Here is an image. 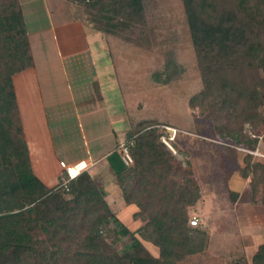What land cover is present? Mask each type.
Returning a JSON list of instances; mask_svg holds the SVG:
<instances>
[{
    "label": "rangeland",
    "instance_id": "1",
    "mask_svg": "<svg viewBox=\"0 0 264 264\" xmlns=\"http://www.w3.org/2000/svg\"><path fill=\"white\" fill-rule=\"evenodd\" d=\"M20 1L32 60L29 69H36L39 75L47 112V121H42L41 116L35 118L32 128L43 138H48L50 132L55 144L53 152H49L50 165H39L40 170L48 171L49 181L42 182L46 188L60 192L59 161L76 163L85 151L104 153L112 147L120 151L122 144L132 146V139L155 127L157 145L168 163L156 167L160 175L155 180L154 173L149 174L146 193L136 186L135 180L124 176L110 179L99 159L89 161L91 164L87 163L81 172V187L95 184L110 212L140 241L138 264H264L263 257L254 259L264 243L263 221L257 216L251 221L248 215L237 216L244 211L241 205L235 207L241 197L240 204L250 200V211H264V157L246 152L258 150L264 155L262 0H141L143 10L139 14L111 19L100 16L97 9H89L82 1L65 0L64 20L76 23L69 30L77 32L82 24L86 31L97 35L90 39L92 53L68 59L64 66L68 75L63 74L56 54H48V45L41 47L40 38L51 37L52 33L43 0ZM57 16L63 19V15ZM106 23L126 26L107 32ZM52 26L58 33L60 24L57 26L54 21ZM215 30L219 31L217 35ZM200 31L204 38L194 43V36ZM214 40L218 42L212 44ZM45 64L58 67L55 86L46 78L49 69H45ZM95 74L101 87L90 83ZM203 91L207 96L191 106V99ZM20 95L26 106L27 97L31 101V97H36L31 92ZM72 96L76 100L71 101ZM103 100L102 111L95 110ZM33 104L40 113L38 103ZM76 105L83 107L79 114L96 112L78 118L74 114ZM111 127L117 134L115 139ZM230 137L237 140L231 141ZM35 147L30 145L31 152ZM43 154L46 157L48 152ZM153 160L151 154L150 161ZM255 164L262 167L252 168ZM124 192L130 203L125 201ZM191 193H198L199 199L186 208L187 240L178 243L182 238L174 234L173 241H163L166 251L173 255L163 258L160 249L142 233L152 216L170 213L183 194L188 198ZM61 194L64 200L70 199L69 193ZM137 200L145 201L143 208ZM54 203L55 199L48 201L50 206ZM194 217L198 219L197 226L190 224ZM242 225H252L253 230L243 233ZM117 230L113 223L102 228L105 245L100 253L110 258L111 264H129L126 246L130 238H118ZM84 234L85 229L78 238L61 243L66 255L61 259L77 264L81 255H90L80 250ZM30 236L34 242L47 239L39 230ZM57 244L59 241L46 242L45 246L54 252ZM35 249L37 253L42 250ZM7 257L10 262L12 256ZM39 260L32 255L25 264ZM3 261L8 264L0 254V262Z\"/></svg>",
    "mask_w": 264,
    "mask_h": 264
},
{
    "label": "trees",
    "instance_id": "2",
    "mask_svg": "<svg viewBox=\"0 0 264 264\" xmlns=\"http://www.w3.org/2000/svg\"><path fill=\"white\" fill-rule=\"evenodd\" d=\"M67 1L76 3L82 1L89 9H97L100 16L107 15L109 19L120 17L122 14L133 16L143 10L141 0H132L130 3L129 0L128 2L127 0ZM240 1L247 2V0ZM18 2L19 0H0V254L4 256L8 264H25L32 255L40 258L39 263L36 264H72L60 258L65 255L61 249V243L78 238L77 235L85 229L86 235L84 234L80 250L90 255H81L82 260L77 264H111L112 260L100 252L105 245L102 239V228L113 223L118 228V238H130V244L126 246L129 264H138L140 262L138 256L141 253L139 249H142L140 241L110 212L103 193L95 184L81 187L80 182L83 176L80 174L71 181L68 190L60 187V192L57 190L55 192L54 189L46 188L33 173L13 84V77L29 69L32 62L23 11ZM261 5L264 6V0ZM85 15L87 16L86 13ZM106 24H108V28L105 29L107 32H115L118 27L126 26L123 23L117 26L112 23ZM214 32L217 35L219 31ZM215 34H213L214 37ZM202 35L201 31L200 34L196 33L194 43H197L199 39L202 40L204 38ZM205 35L208 34L205 33ZM215 41H212V44ZM206 96L205 91L201 92L199 96L191 99V106L194 105L195 100ZM224 106L223 104L221 109ZM220 135L224 137V134ZM156 136L155 127H152L131 140L133 145L128 149L132 160L134 159L132 167L124 164L116 147L106 158L113 176L115 178L124 176L127 180H135L136 186L142 193H146L150 183L149 174L154 173L152 179L155 180V176L160 175L156 173L159 172L157 168L163 166V163L166 165L168 163L157 145L158 136ZM233 136L236 134L234 133ZM230 138L231 141L237 140L234 137ZM151 154L154 157L153 161H150ZM160 159L162 160L159 162ZM144 160L150 162L145 163ZM260 166L255 164L252 168ZM164 174L167 173H161V175ZM61 193H69L70 199L64 200ZM123 194L125 201L130 203L129 196L125 192ZM173 196L172 199L175 198ZM187 196L183 194L180 201L174 203L170 213L164 212L152 216L147 230L142 233L143 238L160 249L163 258L169 259L173 256L166 251L163 241H173L174 234L182 238V241L178 243L187 240L185 238L188 233L186 208L198 201L199 194L191 193L188 198ZM51 199H55V203L50 206L48 201ZM135 202L140 207H144L145 201ZM36 230H39L47 239L45 241L36 239L34 242L30 235ZM57 241L59 244L55 245L57 249L54 252L49 251V248L45 246L46 242L50 244ZM35 248L42 250L37 253ZM7 255L12 256L10 262L7 261ZM176 257L179 256L176 255ZM262 257L264 258V243L259 247L254 259L258 260Z\"/></svg>",
    "mask_w": 264,
    "mask_h": 264
},
{
    "label": "crops",
    "instance_id": "3",
    "mask_svg": "<svg viewBox=\"0 0 264 264\" xmlns=\"http://www.w3.org/2000/svg\"><path fill=\"white\" fill-rule=\"evenodd\" d=\"M20 4H21V1H20ZM43 4L46 7V13L48 12L47 17L50 19L49 20V25H50L49 29H50V31H52V33L50 32L51 37L40 38L41 47L48 45V47H49V49L47 50L48 54L51 55L52 52L56 54L57 60L63 68V70H62L63 74L68 75L67 71H66L67 69L64 70L65 64L69 63L68 59L71 58L72 56H75V55L78 56L81 54L92 53V48L90 45V39H95L97 35L93 34V33H89V30L86 31L85 26H83L82 24H80L77 32H72L71 30H69L73 25L76 26V23L74 20H70V21L64 20V19H67L66 17H64V11H63V9H65L64 7H67V5H65V4H67V2L65 0H43ZM21 7H22V11H23V5L22 4H21ZM57 15H59L61 17L63 15V19H60ZM23 16H24V11H23ZM24 21H25V18H24ZM54 21L57 23V26H58V24H60V26L58 27V33L56 32V28H54V26H52V23ZM74 31H76V29H74ZM49 38L51 39L53 44H52V42L49 43V41H50ZM60 39H61V41H60ZM44 67L46 70L49 69V75H47L46 78H50L52 80V82L54 83V86H55L57 84V77L55 76L57 72L55 69H57L58 67H56L53 64H48V65L45 64ZM50 71L52 72L51 75H50ZM38 76L39 75H38L36 69L31 68L27 71H24V72H22L16 76H14L13 77V84H14V89H15V94H16L19 116H20V120H21V124H22V128H23V133L25 136V140H26L29 155H30L32 170H33L35 176L41 182L47 183V181H49L48 175H47L48 171L40 170L39 165L41 162H46V164L48 166L50 165V164H48V162L50 161L49 152H51V151L53 152V147L55 146V144H54L53 136L51 135L50 132H49L48 138H46V137L43 138V137L37 136V134H36L37 131H35L32 128V121H35L36 120L35 118H39L41 116L42 121H44V122L47 121V112H46V109L44 107L43 100L41 97L40 82L38 80ZM71 79H73V77H71ZM93 82H96V83L99 82V76H96V74L90 80V83H93ZM98 86L101 87L100 83H98ZM21 92L23 94L31 92V93H34L36 97H31L33 99V101L27 100V99H29V97H27V99H25V101H28V106H26L27 102H25V104L22 105L23 97H21V95H20ZM74 99L76 100V98H74L72 96L71 101ZM33 102L38 103L40 113L38 111H36L37 109H36V107H34ZM104 102L105 101L103 100L101 102V105L97 106V108H95V110L102 111L100 109V107L102 106V103H104ZM74 104H76V103H74ZM33 107H34V109H33ZM82 108L83 107H80V106L78 107L77 105L74 108L75 109L74 114L78 118L88 117V116L94 114V112H96L93 110V112L79 114L78 112L81 111ZM34 111L37 112L36 116L34 115ZM84 111H85V109H84ZM104 111H106V110H104ZM29 114H30V116H27ZM23 117H24V119L25 118L26 119L23 120ZM26 120L28 121V123L31 121V125L26 124ZM111 133L114 135V139H115V136H117V134H115L116 132L112 127H111ZM34 141H35V144H33ZM30 145L31 146L36 145V147L34 149H32V152H31ZM44 146H46V150H45ZM114 149L115 148L112 147V149L110 148L109 150H107V152H104V153H96V150H94V152L85 151L81 156H79V159L76 161V163L75 162L70 163L69 160H68L69 162H67V163L70 165H80L81 163L91 164V163H89V161L94 162V161H96V159L97 160L99 159V163L100 164L102 163L103 171H107L110 174L109 178L112 179L114 176H113V174L109 168V164H108L106 158L111 152L114 151ZM44 151L48 152V155L46 157L43 154ZM33 154L35 155V157H37L35 162L33 160ZM54 166H55V163H54ZM93 166L96 167V164L95 165L93 164ZM58 178L59 177H57V181H58ZM238 192L241 194V191H238ZM240 199H242V198L240 197L239 200H237L238 202L235 203V207H238L241 205L242 211H244V213H242V215L237 213V216H243L244 214L248 215V217L250 218V221L252 220V218L257 216L258 219L260 218L261 221H263V223H264V211L261 214L260 213L256 214L255 211L254 212L250 211L251 210L250 209L251 208L250 200H248L247 204H245V202H244V204H240V202H241ZM239 221L242 223L241 219H239ZM245 226L242 225L243 228H241L243 233H245V232L249 233L253 230L251 228L252 225L250 227L249 226L245 227Z\"/></svg>",
    "mask_w": 264,
    "mask_h": 264
},
{
    "label": "built area",
    "instance_id": "4",
    "mask_svg": "<svg viewBox=\"0 0 264 264\" xmlns=\"http://www.w3.org/2000/svg\"><path fill=\"white\" fill-rule=\"evenodd\" d=\"M120 155H121V159L124 162V164L126 166H129L133 163L132 157L128 151V147L126 144H122L120 146ZM247 153L254 155V156H258V157H264V155L260 152H258V150L255 151H246ZM59 168H60V172H61V184L60 187L68 190V185L71 183V181H73L75 178H77L83 169H81V167H79V165H70L64 161H59ZM0 216H1V212H0ZM191 226H197L198 225V219L197 217H194L192 219V221H190Z\"/></svg>",
    "mask_w": 264,
    "mask_h": 264
},
{
    "label": "bare ground",
    "instance_id": "5",
    "mask_svg": "<svg viewBox=\"0 0 264 264\" xmlns=\"http://www.w3.org/2000/svg\"><path fill=\"white\" fill-rule=\"evenodd\" d=\"M86 166H87V164H85V163H81V164L79 165V167H81V169H84Z\"/></svg>",
    "mask_w": 264,
    "mask_h": 264
},
{
    "label": "water",
    "instance_id": "6",
    "mask_svg": "<svg viewBox=\"0 0 264 264\" xmlns=\"http://www.w3.org/2000/svg\"><path fill=\"white\" fill-rule=\"evenodd\" d=\"M173 132V131H172ZM172 132H171V134H172Z\"/></svg>",
    "mask_w": 264,
    "mask_h": 264
}]
</instances>
